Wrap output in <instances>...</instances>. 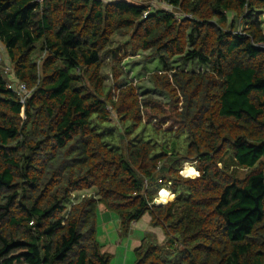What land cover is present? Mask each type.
Returning a JSON list of instances; mask_svg holds the SVG:
<instances>
[{
  "label": "trees",
  "instance_id": "obj_1",
  "mask_svg": "<svg viewBox=\"0 0 264 264\" xmlns=\"http://www.w3.org/2000/svg\"><path fill=\"white\" fill-rule=\"evenodd\" d=\"M162 1L0 0V264H111L99 212L149 214L135 264H264V0Z\"/></svg>",
  "mask_w": 264,
  "mask_h": 264
},
{
  "label": "rangeland",
  "instance_id": "obj_2",
  "mask_svg": "<svg viewBox=\"0 0 264 264\" xmlns=\"http://www.w3.org/2000/svg\"><path fill=\"white\" fill-rule=\"evenodd\" d=\"M160 1L162 0H158ZM158 6V4H157ZM160 7V5H159ZM261 20L263 22V29H264V14L261 15ZM120 38H117V40ZM4 54L6 55L5 48H2ZM145 53L140 52L137 55H132L127 57L124 62L123 66L125 67L126 71L129 72L131 76L129 78L131 80H134L135 82H138L137 85H140V91L145 92V93H153L157 94L155 91V88L153 86V83L150 79V73L155 71V69L162 67L161 62L158 60L155 61H150L149 63H145L143 60ZM182 69H188V70H198L202 68L200 64L194 63V64H186V65H181L180 66ZM104 75H106V85L108 88H112L115 79L113 78L114 76L111 74V68L109 65H105V68L103 69ZM117 91V90H116ZM114 91V93H117ZM159 95V94H158ZM151 134V129L148 130V132L145 134L146 138H148ZM172 135L171 140H175L176 144L181 147V150L183 151L186 147V142H185V137L186 133H180L178 136ZM159 141L162 140V138L158 139ZM168 141H170L168 139ZM167 142V141H166ZM183 166V174L182 171L180 172L181 175L185 177H191V176H186L191 173H195L196 167L194 166V171L191 173L186 172L185 165ZM197 170V169H196ZM245 171L241 173L243 175ZM196 175V173H195ZM194 175V176H195ZM197 176V175H196ZM168 192H171L168 189ZM164 190L160 191L157 198L155 199V203L159 204V199H166L168 196L167 192H164ZM164 192V193H163ZM79 193L78 195H81L82 193H86V191L83 192H77ZM160 193L161 196H160ZM172 199L167 200L165 203L160 204V205H165L169 203L170 201H173L176 198V195L173 194ZM151 224L149 223V214L145 215L137 224L135 227H132L131 233L128 236L122 235V232L120 230V225H119V220L117 216L114 213H103L99 212L98 218H97V238L98 241L100 242L101 245H104V249L109 251L112 254V260L111 264H135V246H136V240L140 239V236L142 237L143 235H146L148 232V229L151 230ZM158 231V230H157ZM162 231L158 232V237H161Z\"/></svg>",
  "mask_w": 264,
  "mask_h": 264
},
{
  "label": "built area",
  "instance_id": "obj_3",
  "mask_svg": "<svg viewBox=\"0 0 264 264\" xmlns=\"http://www.w3.org/2000/svg\"><path fill=\"white\" fill-rule=\"evenodd\" d=\"M36 1L38 3L43 2V0H36ZM160 3H162L161 7H163V8H166V9L171 8L170 5H168L167 3L163 2V1H160ZM146 14H147V12H146ZM259 46L264 48V43H262V44L260 43ZM2 48H4V46H2V44L0 43V51H1L0 69L2 70L3 74L7 78V82H6L7 87L9 89H11L12 91H14L18 95L20 102L26 103V101L28 100V98L32 94V90L28 88L26 83L19 81L15 78V76L13 75V68L8 63H6L4 61L7 59V57L4 54Z\"/></svg>",
  "mask_w": 264,
  "mask_h": 264
},
{
  "label": "crops",
  "instance_id": "obj_4",
  "mask_svg": "<svg viewBox=\"0 0 264 264\" xmlns=\"http://www.w3.org/2000/svg\"><path fill=\"white\" fill-rule=\"evenodd\" d=\"M105 1H114V0H105ZM136 4H141V5H149L151 6L150 8H155V7H161L162 3H158V0H130ZM158 4V6H157Z\"/></svg>",
  "mask_w": 264,
  "mask_h": 264
},
{
  "label": "bare ground",
  "instance_id": "obj_5",
  "mask_svg": "<svg viewBox=\"0 0 264 264\" xmlns=\"http://www.w3.org/2000/svg\"><path fill=\"white\" fill-rule=\"evenodd\" d=\"M185 169H186V172H188V173H191L192 171H194V166L192 165V164H189V163H187L186 165H185ZM192 174H194V173H192ZM184 175H185V173H184ZM186 176H189V175H186ZM164 190V189H163ZM162 190V191H163ZM164 192H167V195L166 196H169V192L167 191V190H164ZM163 192V193H164ZM162 194V193H161ZM160 200V199H159Z\"/></svg>",
  "mask_w": 264,
  "mask_h": 264
}]
</instances>
